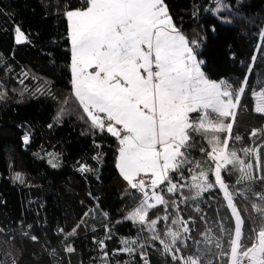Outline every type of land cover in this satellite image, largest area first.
Returning a JSON list of instances; mask_svg holds the SVG:
<instances>
[{"label":"trees","instance_id":"1","mask_svg":"<svg viewBox=\"0 0 264 264\" xmlns=\"http://www.w3.org/2000/svg\"><path fill=\"white\" fill-rule=\"evenodd\" d=\"M85 2L0 0V264H144L145 258L148 264H182L163 251L145 225L127 219L141 193L129 186L116 165L119 141L92 127L73 92L66 11L83 8ZM164 3L209 78H225L233 90L247 78L229 148L252 162L256 179L237 184L240 173L231 166L227 175L222 169V175L243 219L241 245L251 246L253 229L264 227L257 210L264 208L259 199L264 194V180L259 179L264 176V113L255 111V93L264 91V0H223L220 11L216 0ZM16 27L27 36L24 44L15 41ZM229 122L231 117L224 120ZM254 130L256 136L251 135ZM213 135L221 142L228 136L192 134L185 154L193 163L181 167L183 177L170 173L173 182L188 183L195 174L188 169L196 163L204 169L214 166L206 154ZM237 135L240 140H235ZM244 147L257 148L258 158L244 157ZM209 181H214L212 173ZM166 184L158 191L167 208L158 205L148 213L149 220L168 216L156 225L161 239H166L169 226L177 227L171 221L180 217L189 221L192 240L186 241L188 248L178 241L177 255L194 252L192 241L207 229L227 249L235 218L223 190L217 185L192 199L194 189L165 194ZM122 240L136 241V250L120 251L125 247ZM209 247L212 251L204 253L201 264L205 258L229 264L228 256L213 255L220 250Z\"/></svg>","mask_w":264,"mask_h":264},{"label":"snow or ice","instance_id":"2","mask_svg":"<svg viewBox=\"0 0 264 264\" xmlns=\"http://www.w3.org/2000/svg\"><path fill=\"white\" fill-rule=\"evenodd\" d=\"M216 2V10L220 11L223 0ZM66 17L70 22L75 97L94 129L118 139L120 173L132 189L141 193L138 205L127 219L145 225L153 234L152 239L163 245V251L182 264H201L204 253L212 251L209 245L220 250L213 255L228 256L229 264H244L245 260L248 264H264V227L258 232L253 229L254 235L248 237L253 241L251 246L241 245L243 219L233 201L234 193L229 191L222 175V169L227 175L231 166L240 173L237 184L256 179L253 164L246 163L236 149L229 148L235 110L240 105L247 78L243 86L235 90L226 82L209 80L201 70L203 62L197 60L194 48L177 29L164 0H86L82 9L68 10ZM15 32L16 43L27 42V36L19 27ZM258 95L261 103L255 111L264 113V91ZM191 113L201 115L190 119ZM229 117L231 122L224 123ZM260 131L264 134V129ZM200 133L228 134L223 142L217 135L208 140L211 151L206 154L215 162L214 166L204 169L196 163L195 168L188 169L195 173L188 183L173 182L170 173L183 177L181 167L193 163L185 153L192 134ZM251 135L256 136L257 131ZM240 139L239 135L235 137V140ZM24 140L27 142L28 137ZM240 151L244 157L255 154L258 158L257 148L244 147ZM81 170H85L84 167ZM209 173L214 181H209ZM143 176H149L150 180L146 182ZM16 179L22 181L20 174ZM259 179L264 180V176ZM166 182L165 194H176L187 187L195 190L192 199L217 185L223 190L235 217L234 234L229 232L227 249L213 236L212 230L207 229L197 233L201 239L192 241L194 252L177 255L181 250L177 242L188 248L186 241L192 240L189 221L180 217L171 221L177 227L169 226L166 239H161L156 225L162 220L168 221V216L149 220L148 213L158 205L167 208L168 201L157 191ZM236 194L243 196V192ZM259 199L264 201V194ZM173 206L178 210L175 201ZM257 210L262 213L264 222V208ZM100 243L104 247L103 241ZM121 243L125 247L120 251L136 250L132 247L136 244L134 240ZM242 247L244 250L240 251ZM68 251L73 249L68 248ZM144 264H148L146 258ZM205 264H212L211 259L205 258Z\"/></svg>","mask_w":264,"mask_h":264},{"label":"rangeland","instance_id":"3","mask_svg":"<svg viewBox=\"0 0 264 264\" xmlns=\"http://www.w3.org/2000/svg\"><path fill=\"white\" fill-rule=\"evenodd\" d=\"M74 9H82V8H74ZM70 10H73V9H70ZM68 11V10H67ZM66 11V12H67ZM174 22V21H173ZM68 25H69V37H70V22L68 21ZM178 29V28H177ZM179 30V29H178ZM180 31V30H179ZM180 33L181 34H183L185 37H186V35L182 32V31H180ZM187 38V37H186ZM71 43V42H70ZM190 44V43H189ZM190 46H192L191 44H190ZM193 47V46H192ZM195 51V50H194ZM195 54H196V58H197V60L198 61H202L200 58H199V56H198V54H197V52L195 51ZM71 61H72V59H71ZM203 62V61H202ZM201 70L204 72V69H203V63L201 64ZM204 74H205V76L209 79V80H211V81H214V82H217V83H220V82H226V84L227 85H230L229 84V82H228V80L227 79H220V80H214V79H211V78H209L207 75H206V73L204 72ZM73 75V74H72ZM261 91H263V90H260L259 92H257V93H255V108H256V106L258 105V104H260L261 103V98L259 97V95H258V93H260ZM73 92H74V86H73ZM235 113H236V110H235ZM101 115H103V114H101ZM198 115H201L200 113H191L190 114V119L191 118H195V117H197ZM227 134V133H226ZM228 135V134H227ZM119 148H120V146H119ZM247 163V162H246ZM248 163H252V162H248ZM118 164H119V150H118V155H117V161H116V165H117V167H118ZM118 169H119V167H118ZM254 169V168H253ZM120 171V170H119ZM143 178L144 179H148V180H150V177L149 176H143ZM157 191H158V189H157ZM134 210V209H133ZM132 210V211H133ZM130 214V213H129ZM235 218V217H234ZM242 218V217H241ZM244 264H248V262H247V260H245L244 261Z\"/></svg>","mask_w":264,"mask_h":264},{"label":"water","instance_id":"4","mask_svg":"<svg viewBox=\"0 0 264 264\" xmlns=\"http://www.w3.org/2000/svg\"><path fill=\"white\" fill-rule=\"evenodd\" d=\"M25 43V42H24ZM24 43H19V44H24Z\"/></svg>","mask_w":264,"mask_h":264}]
</instances>
